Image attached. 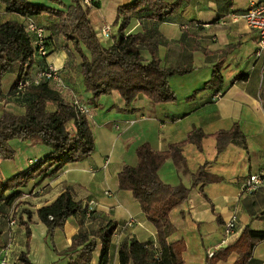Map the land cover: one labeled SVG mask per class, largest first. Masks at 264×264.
I'll return each instance as SVG.
<instances>
[{
    "label": "crops",
    "instance_id": "obj_1",
    "mask_svg": "<svg viewBox=\"0 0 264 264\" xmlns=\"http://www.w3.org/2000/svg\"><path fill=\"white\" fill-rule=\"evenodd\" d=\"M95 1L88 9L93 29L106 23L111 31L115 28L116 6L129 0ZM262 1L183 0L175 11L161 20L147 17L143 11L133 13L124 32L142 34L140 53L145 61L149 58L145 42L154 40L160 65L190 66L191 69L167 77L175 94L174 101L154 103L138 93L128 109H121L122 98L116 90L101 94L96 99L98 105L90 107L87 99L91 95L83 88L77 54L75 57L71 47L60 37L51 36L45 59L58 67L63 79L62 86L53 89L64 99H76L87 106L85 115L94 148L85 158L64 163L52 176L32 178L25 185L3 192L0 196V259L6 264H23L19 256L24 253L30 264H67L64 250L72 236L78 230L97 228L108 219L116 221L108 248V264L118 263V244L125 238L148 239L156 245L155 227L146 219L130 192L117 187V171L123 163L135 164L134 149L142 141L161 150L168 142L183 139L193 126L206 134L201 138L200 149L185 142L181 145L183 164L166 158L157 169L163 182L189 186L191 173L206 161L208 180L190 187L187 198L168 211L172 229L166 239H183L181 264H203L207 251L232 240L223 234L222 223L228 214L235 215L237 232L246 223L251 228L264 229V187L247 195L239 193L241 180L264 165V47L255 54L257 34L240 16L248 5ZM91 10L93 18L90 17ZM6 19L23 23L30 20L42 26L46 34L49 24L56 20L45 13L22 16L5 12L0 3V21ZM194 22H198L197 26ZM215 63H218L220 80L209 83ZM9 72L13 74L10 83L6 88L0 86V113L21 114L25 106L9 94L15 76L14 71ZM2 77L3 74L0 83ZM216 92L219 97L212 99ZM53 107V103L46 104L47 109ZM233 122L238 124L243 141L230 140L216 151L215 139L210 133L228 128ZM39 142L32 136L20 140L19 145L35 147L38 152L42 150ZM41 157L27 155L24 164L13 165L9 172L0 174V180L25 168L29 165L28 159ZM4 160L7 159L0 158V165H7ZM199 184L209 200L202 196ZM65 186L70 188L72 199L79 200L81 206L89 199H94L95 204L91 215L84 216L80 211L69 215L49 236L35 209L52 200ZM14 190L18 193L6 200L5 197ZM23 209L30 212L25 223L20 221L26 219ZM10 217L12 223H9ZM25 224L29 229L26 243ZM32 225L36 231L34 235H38L34 244ZM34 248L38 251H33ZM99 250L97 244L88 264H97ZM234 258L235 253L231 252L217 264H230ZM246 264H264V239L254 243Z\"/></svg>",
    "mask_w": 264,
    "mask_h": 264
},
{
    "label": "trees",
    "instance_id": "obj_2",
    "mask_svg": "<svg viewBox=\"0 0 264 264\" xmlns=\"http://www.w3.org/2000/svg\"><path fill=\"white\" fill-rule=\"evenodd\" d=\"M49 1L55 5L30 0H0V3L5 12L22 16L45 13L48 17L56 18L47 27L48 34L44 32L47 53L51 36L60 37L64 44L71 47L79 58L83 88L90 92L95 101L94 106L98 105L96 99L101 94L111 90H116L122 98L121 109H128L129 103L138 93L154 103L175 100L167 77L175 73H186L191 67L160 65L154 40L145 42L149 54L148 60L145 61L140 53L142 34L125 33L124 28L129 17L137 11H143L145 16L161 20L175 11L183 0H129L117 5L113 21L115 29L109 32V40L106 42L96 37L88 17V8L82 0ZM95 2L92 0V6ZM26 23L15 19L0 21V76L7 71L15 72L9 94L12 99L25 106L21 114L8 111L0 113V158L13 157L14 150L8 143L11 138L25 139L35 136L46 144L49 150L41 158L31 159L25 168L0 180V196L5 190L25 185L32 178L56 174L64 163L81 160L94 148L85 113L78 111L71 101L64 99L46 81L41 79L37 83L28 84L21 93L14 94L13 87L17 80L33 75L32 63L41 66L45 60L44 56H34V35L26 28ZM197 24L198 22L193 23L194 26ZM185 26L183 24V27ZM219 80L218 63H215L207 82L218 83ZM48 102L54 104L52 109L46 108ZM210 134L215 139L216 151L221 150L230 140L243 141V134L236 122L228 128L217 129ZM205 135L199 127L193 126L183 139L168 142L161 150L153 149L147 141H142L134 149L135 164L123 163L120 166L117 171V187L128 190L138 202L146 219L155 227L157 244L154 245L148 239H123L117 248V264H181V251L185 246L183 239H166L172 229L168 211L187 198L190 187L208 180L206 161L191 173L189 186L163 182L157 175V169L166 158L183 164L181 145L191 142L200 149L201 138ZM198 187L202 196L209 200L201 190V184ZM17 193L14 190L5 199L8 200ZM23 210L26 219L20 221L25 223L30 212ZM79 211L84 215L80 201L72 199L68 186L48 203L35 209L37 218L45 226V233L49 236L54 228L62 226L67 216ZM91 213L92 211L89 215ZM215 217L218 218V215ZM115 227L116 221L108 219L97 228L78 230L64 250L67 264H88L97 244L100 249L97 264H108V248ZM24 231L26 243L29 235L26 224ZM263 239L264 229H254L246 223L231 241L214 248L210 254L206 252L203 264H217L218 260H225L231 252L235 253V258L230 264H246L254 243ZM19 258L23 264H30L24 253H20Z\"/></svg>",
    "mask_w": 264,
    "mask_h": 264
},
{
    "label": "built area",
    "instance_id": "obj_3",
    "mask_svg": "<svg viewBox=\"0 0 264 264\" xmlns=\"http://www.w3.org/2000/svg\"><path fill=\"white\" fill-rule=\"evenodd\" d=\"M82 2L89 9L92 6V0H82ZM240 16L243 18L245 24L253 29L257 34L255 54H258L260 49L264 47V1L258 3H251L248 5L241 13ZM26 28L30 30L34 35V45L35 54L34 56H46L47 48L45 45V33L41 26L36 25L32 21H27ZM95 30L96 37L100 40L102 37H108L110 32V27L106 23H102ZM34 67V73L31 77H26L17 80L13 87L14 94L21 93L24 88L31 83H37L39 80H44L50 87L56 88L63 84L62 77L53 63L44 60L41 66H37L36 63H32ZM219 97V93L212 95V99ZM73 106L80 112L86 113L88 108L85 104L79 103L76 99L71 100ZM31 162V159H28ZM264 187V165L258 167L256 170L249 172L240 182L239 193L240 194H251L253 191ZM95 204L94 199H89L86 204L82 206L84 211V216H89V213L93 210V205ZM235 215L228 214L224 219L223 234L226 237L233 238L237 233L235 225ZM13 222V218L10 217L9 223ZM211 251H207L210 254ZM156 255V252L154 253ZM0 264H6L3 259H0Z\"/></svg>",
    "mask_w": 264,
    "mask_h": 264
},
{
    "label": "rangeland",
    "instance_id": "obj_4",
    "mask_svg": "<svg viewBox=\"0 0 264 264\" xmlns=\"http://www.w3.org/2000/svg\"><path fill=\"white\" fill-rule=\"evenodd\" d=\"M31 1L42 2V3L48 4L47 0H31ZM90 15H91L90 17L93 18V16H94L93 10H91ZM113 29H115V28H112V30ZM112 30H111V32H112ZM100 40L102 42H106L109 39L107 37H105V38L102 37ZM73 55L76 57V53L75 52H73ZM12 76H13V74L11 72H9V71L3 73V77H2V80H1V83H0L1 88H6L7 87V85L10 83V81L12 79ZM87 100H88L89 106L90 107H94V105H95L94 99L91 96H89ZM8 112H10V111H8ZM20 140H22V139L11 138V139L8 140L9 145L12 148H15V149H13L14 150L13 157L10 158V159L4 160L7 163V165L6 166L3 165V164L0 165V174L1 175L9 172L13 168V165L24 164L25 163V158H26L27 155H29L31 158L34 157V156L35 157H40V156H43V154H44V153H41V152H46V151L49 150V147L46 144H44L43 142H39L38 144L40 145V147H42V150H39L37 152L35 150V147L28 148V147H23L22 144L19 145V141ZM44 149H45V151H43ZM32 229H33V225H32ZM34 233H36V231L33 229V234H32L33 244L37 243L36 240L38 238V237H36L38 235L35 236ZM231 239H233V238H231ZM28 240H29V236H28ZM37 246H38V244H37ZM33 251H38V249L34 248ZM39 260H40V258L35 259V262L37 263Z\"/></svg>",
    "mask_w": 264,
    "mask_h": 264
}]
</instances>
